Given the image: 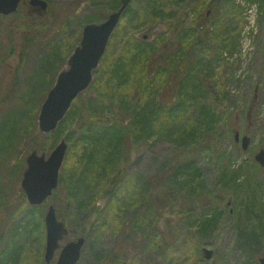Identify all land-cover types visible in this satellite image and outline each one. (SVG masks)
Wrapping results in <instances>:
<instances>
[{
	"label": "trees",
	"instance_id": "obj_1",
	"mask_svg": "<svg viewBox=\"0 0 264 264\" xmlns=\"http://www.w3.org/2000/svg\"><path fill=\"white\" fill-rule=\"evenodd\" d=\"M200 1L203 3L205 0H197V5L201 4ZM227 4L230 5L225 7ZM24 5L21 4L17 12L8 15L9 18L23 12L28 21H35L32 18L43 19V21H39V24L36 22L25 26L24 22L20 23L24 26L22 31L24 35H19L21 40L15 50L17 53L12 51L14 46L12 41L6 46L10 53L15 54L16 64L13 71L8 73L11 75L9 77L7 75L5 79L4 91L0 90V198L6 197L3 193L5 190V184L2 181L3 172L16 176L18 171L17 166L20 162L11 164V158L15 154H19L17 147L24 145L26 152L30 150V143L35 140L32 130L36 128L39 109L37 102H41L45 96L44 93L40 98V90L37 91V89L46 78L49 69L54 68L57 62L54 55L55 49L48 52L44 58L40 57L33 63L30 61L31 57H28L29 50L30 53H33L37 48H44L45 42L50 39H46L45 36L49 35L53 39L52 33L55 31V22L51 24L49 23L50 19H48L52 7L49 4L44 12L45 15L37 16L30 12V7L26 3ZM160 6L159 0L158 2L153 0V3L148 5L145 3L143 14L141 13L140 16L144 18L167 16L170 18L173 15V12L169 11L163 15L164 10ZM208 6L213 10L219 8L223 12L213 20L206 13H203L198 21L193 19L191 25L194 27L202 25L205 32L197 33L198 31L194 27L191 28L188 33L190 37L184 33L180 34L182 39L179 46L177 45L173 49L169 43L164 42H159L158 46L155 47L152 43L142 40L132 43L127 41L125 46L129 50H123L118 54L113 52L114 58L109 59L110 39L99 68L94 70L95 73H98V77L92 80L88 87H95L96 96L90 98L88 102L75 101L66 116L51 133L54 136L53 143L62 134L64 139L73 140V144L77 146L79 154L76 160L79 168L76 164L73 172L67 175L66 163L72 155L70 152H73L72 146H69L64 165L60 171L58 186L59 188H66L67 198L74 195L79 197L74 206L75 211L79 212L80 209H86L89 216L95 217L96 221L93 222L94 228H92L95 233L101 232L106 225L111 226V219L115 217L117 219L116 225L120 228L118 232L121 234L126 231L135 232L134 234L139 232L138 235L144 238L143 259L146 262L148 258V264H153V256L151 255L162 246V238L157 235L159 229H157L156 224H153V229L147 233L149 230L146 228L147 219L153 213L156 220L163 215V199L165 194L171 193L172 188L171 185L162 187L161 194L156 189L153 195L155 203L151 202L152 205L149 202V205L146 203L145 200L147 199L144 197L147 195L148 189L145 184L137 182L130 175H125V167L130 160L129 156L132 153L133 143L154 138H172L178 143L190 145V149H185L183 156H180V163L174 166L175 173L186 172L189 174V177L176 182V191L173 190L175 200L184 198V196L187 199V201L181 199L179 206L175 209L180 215L195 209L197 203L201 202L197 197L202 195L201 190L204 191L202 189L204 181L199 174L200 167L194 161L199 152L195 146L202 144V148L212 151V147H217L222 143L220 140L222 134L226 133L231 137L235 117H233V111L228 110L229 106L235 110H240L242 113L245 111V101L242 100V96L232 94L228 85L239 81V79L235 80L233 76L228 77L225 72H221L219 76L220 92L214 97V100L209 103H198L199 96L203 94V87L211 86V83L206 77L207 75L203 73L202 57H196L195 61L191 62L192 50L188 49L187 42L193 35L197 37L199 42H202L205 36H211L213 39H217L219 35L223 34L227 36L231 33V21L234 18L226 15L235 11L236 8L235 12L242 10L239 5H235L233 0H223V4L219 0H210ZM118 7L119 0H91V8L94 10L95 16L90 14L87 21L105 18L108 13H103L101 9L113 11ZM238 9L240 10L238 11ZM137 15H139L138 7L133 8L132 5H129L125 11V16H128L129 20H134ZM69 16L71 15H66L65 21H62L63 25L70 20ZM177 23H182V21H177ZM2 27L3 24L0 21V36L7 32V29L3 32ZM166 27L168 28L169 24H166ZM54 41L57 39L54 38ZM223 43L224 49L226 46ZM1 50H3V45L0 41V52ZM207 51L208 46H205L203 48L205 55ZM7 54V51L5 54L0 53V57L5 58ZM25 66L28 67L29 71L24 74L25 81L21 83L22 69ZM151 70L153 74H151ZM99 77L102 82L101 87L97 85ZM161 84L166 86L164 93L170 95L169 99L165 100L168 105L167 109L163 108L164 102L160 105L155 100L157 92L160 91L158 87H161ZM216 84L215 81L212 87H215ZM22 85H26L29 89L21 91ZM173 90H175L176 100L171 103ZM133 92L134 95H132ZM77 102H80L79 105L76 104ZM194 103L197 107V114L188 118L187 122L184 123L182 121L183 116L185 114L190 116L188 107ZM106 106L112 108L110 116L104 114ZM76 125L77 127L73 129ZM52 145L51 143L48 148ZM47 150L42 149L45 152ZM209 156L214 157L212 153ZM217 158L218 164H221L219 169L217 168V175L220 174L224 185L228 184V186L231 185L236 188L248 184L241 182L244 176L241 174V167L244 164L228 170L226 161L230 163V156L225 149L219 152ZM197 177H199V181H197ZM104 183H106V187H103ZM58 189L54 190V197L57 195ZM97 191L106 201L102 209L96 205L94 200ZM183 191H186V195L182 196ZM84 194L85 198L82 197ZM21 195L24 197L23 191ZM195 198H197L196 201ZM207 199L216 201L221 197L216 194L212 198L207 197ZM0 201V209H3L5 214V217H0V219L3 218L4 222V228L0 234V264H36L39 261L40 264H43V253H34L35 250L30 248L27 251L21 242L23 236L33 234L37 223L42 224L44 212L42 206L29 205L23 199L24 206L21 209L17 208L15 215H13L12 207L7 209L8 205H4L2 199ZM251 203L254 204L255 202L252 200ZM245 208H247L246 205ZM55 209L59 214L60 208ZM253 209L254 206L247 210V217L255 216L259 219V225L260 223L263 224L264 218L261 219L263 215L253 211ZM219 213L218 209L214 208L210 214L199 215V219H196L198 221L197 229L194 232L200 233L201 236L207 235L209 229L217 223ZM37 216L40 219L35 221ZM57 216L59 217V215ZM241 232L239 237L244 243L252 245L260 240L255 226H251L246 232ZM4 233L6 234L5 237ZM79 235H85V232L82 231ZM130 242L127 241V243ZM118 264L131 263L124 259Z\"/></svg>",
	"mask_w": 264,
	"mask_h": 264
},
{
	"label": "rangeland",
	"instance_id": "obj_2",
	"mask_svg": "<svg viewBox=\"0 0 264 264\" xmlns=\"http://www.w3.org/2000/svg\"><path fill=\"white\" fill-rule=\"evenodd\" d=\"M47 1L52 7L51 13L48 16V19H50L49 23L53 24L55 22V31L52 33L53 39L47 35L45 38H50L49 40L51 41H44V48H37L33 53H30V50L28 51V57H31L30 61L33 63L40 57L44 58L48 52L55 49L54 55L57 58V62L54 68L49 69L46 78L37 89V91L40 90V98L44 95L46 89L50 85H53L57 72L60 69L67 68L68 57L79 44L81 27L87 22V17L90 14L95 16L94 10L91 8V0ZM155 1L158 2V0ZM159 1L160 7L164 10L163 15L168 11L173 12L170 18L167 16L163 18H158L157 16L148 18L141 17L140 15L143 14L145 3L147 5L151 4L153 0H137V2L136 0L133 2L131 0L130 6L132 5L133 8L138 7L139 15L134 20H129L128 16H124L119 21L111 36V45L108 48L109 59H113L114 54L121 53L123 50H129L125 46L127 41L132 43L142 40L152 43L155 47L158 46L159 42H164L169 43L173 49L177 45L179 46L182 39L180 34L184 33L190 37L188 33L194 27V25H191L193 19L198 21L203 13H206L213 20L223 12L219 8L216 10L211 9L208 6L210 0H205L203 3L200 1L199 3L201 4L199 5H197V0ZM219 1L223 4V0ZM233 2L236 6L239 5L242 10L235 12L236 8L235 11L226 15L234 18L231 21L232 30L230 34L227 36L224 34L219 35L217 39H213L211 36H205L202 42H199L197 37L193 35L187 43L188 49L192 50L190 54L191 62H194L196 57H202L205 53L203 52V48L208 46L206 56L202 57V69L203 73L210 80L211 86L203 87V94L199 96L198 103H209L218 95L220 92L219 76L221 72H225L228 77L233 76L235 80L239 79V81L228 85L232 94L242 96V100L245 101V111L242 113L238 109L235 110L232 106H229L228 110L233 111V117H236L233 119L235 120L233 122V128L239 130L240 134H247L251 140L250 145L247 150H242L240 145L234 142L231 132V137L226 133L222 134L223 136L220 139L222 143L217 147H212V151L202 148V144L195 146L199 149V152L194 158V161L200 167L199 174L200 178L204 181V187H202L204 191L201 190L202 195L197 197L201 202L197 203L198 205L195 209L178 215L175 209L179 206L181 199L183 201H187V199L184 196V198L175 200L173 190L176 191V182L189 177V174L186 172L175 173L174 166L180 163V156H183L185 149H190V145L178 143L172 138H154L143 142L135 141L133 143L132 153L129 156L130 160L126 163L125 175H130L132 179L145 184L148 189L146 192L147 195L144 197L147 199L145 200L146 203L148 204L149 202L152 205L151 202H154L153 195L156 189L161 194L160 190L162 187L171 185L172 188L171 193L168 195L165 194L164 196L162 207L164 209L163 215L156 220L153 213L147 219L148 224L146 228H149L147 233L153 229V224H156L157 229H159L157 235L162 238V248L156 249L151 255L153 256V264H259L258 258L264 253V222L259 225V219L257 217H247V210L254 206L253 211L262 214L261 219L264 218V165H260L253 159L254 154L259 148H264V0H233ZM228 5L230 4L225 5V7ZM36 8L38 6L31 7L30 10L34 11ZM101 10L103 13H110L106 9ZM35 14L37 16L43 15ZM66 15H71L69 16L70 20L63 25L62 21H65ZM32 19L35 21L25 19L23 12H20L14 17L11 16V18L8 15H3L2 17L0 15V21L3 24L2 31L4 32L7 29L6 34L3 33L0 36V41L3 45V50L0 53L5 54V51L8 52L5 58L0 57V90L2 91H4L3 88L7 75L8 77L11 75L8 73L13 71L16 64L15 54L10 53L6 46L12 41L14 44L12 51L17 53L15 50L21 40L19 35L24 33L22 32L24 26L30 23L35 24L36 22L39 24V21H43V19ZM177 21H182V23H177ZM22 22H24V26L20 25ZM166 24H169L168 28ZM194 28L198 31L197 33L205 30L202 25ZM167 31L168 33H165ZM11 32L13 33L12 35L10 34ZM143 34H147L146 39L142 38ZM54 38L57 41H54ZM222 42L226 46L224 49ZM152 70L151 74H153ZM22 71L21 83L25 81L24 74L28 73L29 69L25 66ZM96 77H98V73L94 71L93 80ZM215 81L217 84L215 87H212ZM97 85L100 87L102 85L100 77ZM21 87V91L27 90V88L29 89L26 85H22ZM165 87L163 84H161V87H158L160 91L157 92L155 100L160 105L164 102L163 108L167 109L168 105L165 100H168L170 95L164 93ZM173 91V96L170 99L171 103L176 100L175 90ZM132 95H134V92ZM95 96V87H90L85 89L76 101L88 102L90 98L92 99ZM41 103L40 101L37 102L38 108H40ZM79 103L77 102L76 104L79 105ZM188 108L190 116L186 114L183 116L182 121L184 123L187 122L188 118H192L197 114L195 103L191 104ZM111 111L112 108L106 106L104 108L105 116H110ZM76 127L77 125L73 129ZM51 133L41 132L37 127L36 119V128L32 130L35 140L29 145L30 150L35 149L38 154L45 153L47 156L56 142L64 139L61 134L56 142L53 143L54 136ZM64 140L68 144L67 151L69 146H72L73 150V152H70L72 155L66 163V168L68 169L67 175H69L73 172L76 164L78 167V161L76 159L79 153L76 144H73V140ZM51 143L53 145L48 148ZM42 149L48 150L45 152ZM222 149H225L228 156H230V163L226 161L228 170L244 164L241 167V174L244 175L241 182L248 183L247 185L235 188L231 185L223 184L224 181L221 179L220 174L217 175V168L219 169L221 166V164H218L217 156H219V152ZM18 150L19 154H15L11 158V164L20 162L17 166L18 171L16 176H11L3 172L2 181L5 184L3 193L6 197L0 198L2 199V203H5L4 205H8L6 207L7 209H11L12 207L13 215H15L17 208L21 209L24 206L22 200H25V196L22 197L21 195L20 180L22 172L25 169V156L30 151L27 150L25 152L24 145H19L17 147ZM211 153L214 155L213 158L209 156ZM198 179L199 177H197V181H199ZM103 187H106V183H104ZM216 194L221 197L219 199L220 201L207 199V197L212 198ZM183 195H186V191H183ZM82 197L85 198V194ZM197 198L194 200L196 201ZM78 199L79 197L75 195L67 198L66 188L60 187L57 195L50 199L48 198L42 205L44 212L49 204H52L55 208H60L59 214L57 213V215H59V219L68 228V234L60 241V246L66 241L80 236L79 234L82 231L85 232V243L81 250L80 259L76 264H118L124 259L128 260L131 264L149 263L148 258L146 262L143 259L142 245L144 244V238L138 235L140 234L139 232L134 234L135 232L126 231L124 234H121L118 232L120 228L116 225V217L111 219V226L106 225L101 232H93V222L96 219L93 215L89 216V212L86 209H80L79 212L75 211L74 206ZM94 200L100 209L105 206L106 201L98 191L95 193ZM252 200L255 202L254 204L251 203ZM228 201L231 203L228 204ZM202 203H205V205H202ZM245 205L247 208H245ZM214 208H217L220 213L217 223L209 229L208 234L201 236L200 233L194 232L197 229L199 215L204 213L210 214ZM0 217H5L3 209H0ZM39 219L38 216L37 218L35 217V221ZM3 224V218H1L0 234H2V229L4 228ZM251 226H255L256 233H259L257 235L260 238V240L256 241V244L252 245L244 243L239 237V234L242 233L241 231L246 232ZM5 236L6 234L4 233ZM127 241L131 242L127 243ZM21 242L27 251L30 248L31 250H35L34 253H44V223H37L36 230L33 231V234L23 236ZM203 247L213 250V255L209 259L202 257L201 249ZM59 251L60 248L55 251L53 258L48 264H54ZM24 259L26 260V258ZM36 264H40V261L36 262ZM43 264L47 263L43 261Z\"/></svg>",
	"mask_w": 264,
	"mask_h": 264
},
{
	"label": "water",
	"instance_id": "obj_3",
	"mask_svg": "<svg viewBox=\"0 0 264 264\" xmlns=\"http://www.w3.org/2000/svg\"><path fill=\"white\" fill-rule=\"evenodd\" d=\"M20 0H0V13L9 14L16 11ZM130 0H120V7L109 14L101 24L88 23L83 28V36L80 45L75 48L68 60L69 68L61 71L49 89L38 114V127L47 132L54 129L59 120L63 118L69 109L71 102L77 94L83 90L91 79V69L94 68L104 51L108 36L120 18L122 11ZM30 5H37L41 10L46 9L45 0H29ZM145 37V36H144ZM235 141H239V132H234ZM250 139L244 135L241 146L246 149ZM67 144L61 140L45 158L44 154H37L35 150L26 156L27 167L23 172L21 187L30 204H40L45 200L58 184V172L62 164ZM255 159L264 163V150L261 149ZM46 228V245L44 258L49 262L54 251L59 247V241L68 233L65 224L56 216L55 209L49 205L44 215ZM84 237L67 242L59 253L54 264H75L80 256ZM213 250L203 247L202 256L209 259ZM260 264H264V254L259 258Z\"/></svg>",
	"mask_w": 264,
	"mask_h": 264
}]
</instances>
